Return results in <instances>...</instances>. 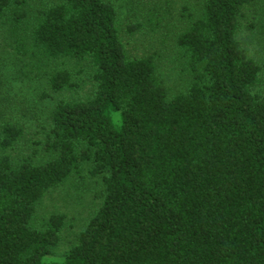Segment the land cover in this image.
Listing matches in <instances>:
<instances>
[{"label":"trees","instance_id":"obj_1","mask_svg":"<svg viewBox=\"0 0 264 264\" xmlns=\"http://www.w3.org/2000/svg\"><path fill=\"white\" fill-rule=\"evenodd\" d=\"M116 2L0 0L15 73L42 82L46 102L44 120L21 106V121L0 102V264H264V64L238 37L255 1L182 8L188 80L174 95L153 57L127 54ZM72 64L92 88L55 101L78 85ZM85 180L99 204L57 251L74 220L36 223L37 204L61 187L75 203Z\"/></svg>","mask_w":264,"mask_h":264},{"label":"rangeland","instance_id":"obj_2","mask_svg":"<svg viewBox=\"0 0 264 264\" xmlns=\"http://www.w3.org/2000/svg\"><path fill=\"white\" fill-rule=\"evenodd\" d=\"M133 1V5L131 0H117L116 2L120 16L118 26L127 54L130 57H153L157 65L158 77L164 82L169 94L174 95L182 91L188 80L183 60L179 56V51L175 44L178 33L185 25L183 17L185 12L182 11V8L191 7L196 9L197 0H166L167 4L163 3L165 0ZM254 1V5L247 6L243 11L238 37L247 43L250 54L256 58H262L264 64V0ZM156 6L161 8L151 14L156 9ZM132 23L140 24L141 28L137 32L130 34L126 29ZM1 24L0 22V102L3 101L1 104L8 106L5 110V115L21 121L23 118L19 110L20 107L35 106L38 110H34V113L39 116L40 120H44L46 118V102L39 103L40 101H38L43 83L31 76L21 77L15 73L16 70L22 68L21 54L14 51L13 39L9 38L11 33H8L2 26L3 24ZM19 59L21 60L19 61ZM25 62L28 63L26 59ZM61 62L64 64L65 61ZM81 66L79 64L70 66L72 68L71 71L75 73L74 81L78 84L75 87L76 89L67 90L62 92L61 95H56L55 101L60 98L75 100L88 95L92 88L90 82L91 73L84 70ZM26 127L31 131L36 130L35 126L29 123H27ZM29 137L28 135L27 138L29 139ZM26 147V144L21 145L15 151H12V154L17 158L21 153L27 155L33 149H38L36 146H32L31 143ZM84 182L88 181L85 180ZM69 183L75 182L70 181L66 184L68 185ZM90 189L92 191L89 192V182L85 188H78L77 195L80 199L73 203L72 199L63 200L64 197H68L64 195L66 194V189L61 187L48 192L41 202L37 204L36 223H42L44 218L49 216V213L55 211L64 212L74 220L72 225L75 231L72 232V229L70 232L67 229L64 232V242L57 251H63L68 247L67 242L71 240V235L79 230L83 221L93 211L94 207L96 208V205L99 204V200L94 199V193L98 194L99 192L98 186L92 183ZM71 192H74L73 195L76 193V191Z\"/></svg>","mask_w":264,"mask_h":264}]
</instances>
